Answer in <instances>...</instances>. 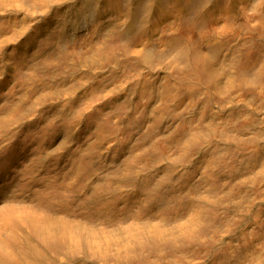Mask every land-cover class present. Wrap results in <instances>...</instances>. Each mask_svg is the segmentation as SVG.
Segmentation results:
<instances>
[{"label":"rangeland","instance_id":"rangeland-1","mask_svg":"<svg viewBox=\"0 0 264 264\" xmlns=\"http://www.w3.org/2000/svg\"><path fill=\"white\" fill-rule=\"evenodd\" d=\"M22 1L0 3V200L49 211L81 243L35 241L18 264H231L264 233V108L232 60L244 33L222 35L209 84L173 52L116 46L106 0Z\"/></svg>","mask_w":264,"mask_h":264},{"label":"bare ground","instance_id":"bare-ground-1","mask_svg":"<svg viewBox=\"0 0 264 264\" xmlns=\"http://www.w3.org/2000/svg\"><path fill=\"white\" fill-rule=\"evenodd\" d=\"M22 2L34 5L36 1ZM104 3L105 13L118 15L117 19L111 14L116 18L113 36L116 46L149 61L173 52V61L192 79L209 84H216L220 72L215 67L224 64L222 35L227 32L236 40L243 32L245 50L233 56V64L239 79L255 92L264 108V44L258 47L252 44L256 37L264 39V0H106ZM98 17L95 8L86 11L82 28L90 31L98 23ZM72 29L65 31L62 40L69 38ZM82 41H75L73 49L83 47ZM255 47L257 50L253 51ZM147 92L143 90V95L149 96ZM1 117L0 114V122ZM15 197L0 200V264H18L20 260L38 257L35 241L52 245L59 238L71 237L73 243H81L80 235L53 218L52 213ZM21 243L26 249L18 247ZM92 243L96 249L108 247L105 241L96 238ZM241 248L231 264H264V233L253 235Z\"/></svg>","mask_w":264,"mask_h":264}]
</instances>
